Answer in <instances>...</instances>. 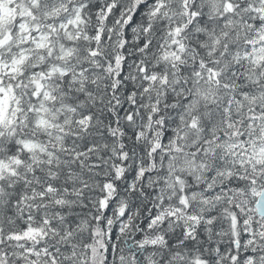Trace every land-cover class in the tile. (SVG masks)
<instances>
[{"label": "snow or ice", "instance_id": "1", "mask_svg": "<svg viewBox=\"0 0 264 264\" xmlns=\"http://www.w3.org/2000/svg\"><path fill=\"white\" fill-rule=\"evenodd\" d=\"M0 264H264V0H0Z\"/></svg>", "mask_w": 264, "mask_h": 264}]
</instances>
